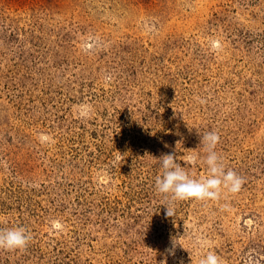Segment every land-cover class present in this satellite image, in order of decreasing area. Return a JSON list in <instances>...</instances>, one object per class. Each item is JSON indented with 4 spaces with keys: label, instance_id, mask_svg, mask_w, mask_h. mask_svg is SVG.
Instances as JSON below:
<instances>
[{
    "label": "rangeland",
    "instance_id": "rangeland-1",
    "mask_svg": "<svg viewBox=\"0 0 264 264\" xmlns=\"http://www.w3.org/2000/svg\"><path fill=\"white\" fill-rule=\"evenodd\" d=\"M236 193L155 190L162 154ZM156 159V160H155ZM0 264H264V0H0Z\"/></svg>",
    "mask_w": 264,
    "mask_h": 264
},
{
    "label": "clouds",
    "instance_id": "clouds-1",
    "mask_svg": "<svg viewBox=\"0 0 264 264\" xmlns=\"http://www.w3.org/2000/svg\"><path fill=\"white\" fill-rule=\"evenodd\" d=\"M220 136L216 131H209L201 136V145L207 153L204 163L208 169V176L200 180L192 179L185 167L177 163L175 152L162 154L158 159L162 173L155 178V190L162 196L165 215L174 216V204L180 201H206L219 198L222 190L236 193L240 190L243 180L234 171H225L222 159L216 152ZM156 160V159H155ZM31 240V234L23 227L0 230V249L7 251L24 250ZM171 246L162 254L160 264H167L168 256L175 255L177 240L172 239ZM199 264H220L217 254L209 252L199 260Z\"/></svg>",
    "mask_w": 264,
    "mask_h": 264
}]
</instances>
